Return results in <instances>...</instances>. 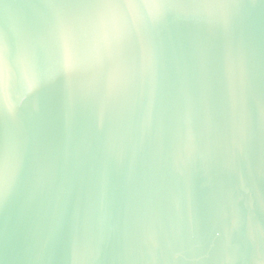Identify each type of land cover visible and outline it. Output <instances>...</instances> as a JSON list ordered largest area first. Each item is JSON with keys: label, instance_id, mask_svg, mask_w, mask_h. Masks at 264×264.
<instances>
[{"label": "water", "instance_id": "1", "mask_svg": "<svg viewBox=\"0 0 264 264\" xmlns=\"http://www.w3.org/2000/svg\"><path fill=\"white\" fill-rule=\"evenodd\" d=\"M0 37V264H264V0H0Z\"/></svg>", "mask_w": 264, "mask_h": 264}, {"label": "snow or ice", "instance_id": "2", "mask_svg": "<svg viewBox=\"0 0 264 264\" xmlns=\"http://www.w3.org/2000/svg\"><path fill=\"white\" fill-rule=\"evenodd\" d=\"M73 3L84 4L100 10L101 14L108 10L123 8L157 9L161 16L172 14L178 6L192 3L199 7H208L221 0H70ZM99 44L93 40L85 39L84 34L75 25H70L62 36L61 61L72 71L86 70L97 55ZM9 59L8 48L0 37V87L3 86L5 65ZM9 160L7 155L0 151V196L7 182Z\"/></svg>", "mask_w": 264, "mask_h": 264}]
</instances>
